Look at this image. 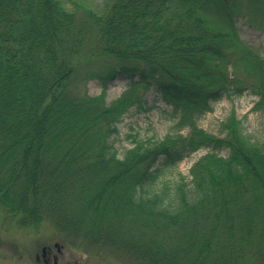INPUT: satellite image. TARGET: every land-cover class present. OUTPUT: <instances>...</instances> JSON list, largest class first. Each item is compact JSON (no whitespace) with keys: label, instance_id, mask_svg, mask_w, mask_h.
<instances>
[{"label":"trees","instance_id":"16d2710c","mask_svg":"<svg viewBox=\"0 0 264 264\" xmlns=\"http://www.w3.org/2000/svg\"><path fill=\"white\" fill-rule=\"evenodd\" d=\"M238 16L264 29V0H103L81 15L63 0H0V208L142 264H264V139L234 109L219 133L197 123L245 91L264 110V56ZM95 59L101 91H78ZM116 76L127 88L106 102ZM150 88L176 129L135 132L119 154L110 138ZM199 148L189 179L167 175Z\"/></svg>","mask_w":264,"mask_h":264},{"label":"rangeland","instance_id":"374dc122","mask_svg":"<svg viewBox=\"0 0 264 264\" xmlns=\"http://www.w3.org/2000/svg\"><path fill=\"white\" fill-rule=\"evenodd\" d=\"M63 2L68 8L76 6L80 15L86 7L101 9L103 6V0ZM253 22L245 16H238L236 19L238 32L242 39L264 56V29ZM84 65L77 69L76 89L81 92L86 89L90 94H98L101 91V82L97 76L90 74L105 68L100 59ZM128 81L129 79L123 76H116L109 81L105 94L106 102L123 93ZM256 99L257 96L248 91L240 95L223 96L212 103L211 110L197 117V123L208 131L219 133L220 120L234 109L236 116L241 119L244 132L251 139L260 142L264 139V110L253 108ZM175 121L176 116L171 106L159 99L150 88L142 93L139 105L132 104L128 107L117 124L118 132L113 134L110 140L118 153L122 154L124 149L130 146L131 137L135 132H139L140 136L152 134L155 137H162L176 129ZM206 151L204 148L193 151L172 167L167 175L178 177L182 174L189 179L190 166ZM220 153L225 154L226 150L222 149ZM43 245L52 253L47 263L40 256ZM53 256L56 258L55 264H142L121 249L89 242H70L66 233L58 230L49 219L41 221L37 226H19L0 208V264H54Z\"/></svg>","mask_w":264,"mask_h":264},{"label":"flooded vegetation","instance_id":"af4514ba","mask_svg":"<svg viewBox=\"0 0 264 264\" xmlns=\"http://www.w3.org/2000/svg\"><path fill=\"white\" fill-rule=\"evenodd\" d=\"M50 255H52V253H51V250L49 249V248H46L43 252H41V258L43 259V261L45 262V263H47V262H49V260H50ZM40 256L39 257H37L38 259L40 258ZM55 256H53V263L55 264L56 263V258H54Z\"/></svg>","mask_w":264,"mask_h":264},{"label":"water","instance_id":"95a60500","mask_svg":"<svg viewBox=\"0 0 264 264\" xmlns=\"http://www.w3.org/2000/svg\"><path fill=\"white\" fill-rule=\"evenodd\" d=\"M56 244V243H55ZM45 249V246H42V248H41V251H43Z\"/></svg>","mask_w":264,"mask_h":264}]
</instances>
